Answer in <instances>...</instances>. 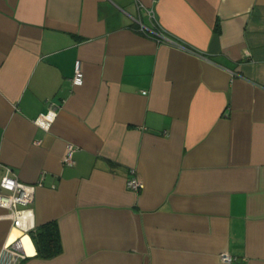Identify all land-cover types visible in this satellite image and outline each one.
Masks as SVG:
<instances>
[{
    "label": "crops",
    "instance_id": "1",
    "mask_svg": "<svg viewBox=\"0 0 264 264\" xmlns=\"http://www.w3.org/2000/svg\"><path fill=\"white\" fill-rule=\"evenodd\" d=\"M0 160L64 245L0 207L20 264H264V0H0Z\"/></svg>",
    "mask_w": 264,
    "mask_h": 264
},
{
    "label": "built area",
    "instance_id": "2",
    "mask_svg": "<svg viewBox=\"0 0 264 264\" xmlns=\"http://www.w3.org/2000/svg\"><path fill=\"white\" fill-rule=\"evenodd\" d=\"M143 7V4H139ZM145 7V6H144ZM148 17L151 19L155 17V12L152 9L146 8ZM141 15V14H140ZM135 21L137 22V29L145 33L153 34L158 40H165L174 42V40L164 32V30L157 27L156 24L153 27H148L143 23L141 17L138 16ZM184 49L191 50L188 46L181 45ZM84 69L81 59H77L74 66V76L72 82L74 85H82L84 83ZM56 113L50 109L47 112H43L37 116L35 123L44 128L49 129L54 121ZM76 148L73 144H68L65 161L69 164H74L73 154ZM0 168L2 173L0 176V207L7 209L6 217L10 218L13 225L22 231L29 233L36 228L35 212H34V199L36 194V185L24 183L14 174L11 166L4 164L0 160ZM132 176L128 179L127 185L129 188L138 189L140 182L137 177L136 169H131ZM26 250L23 246L21 238L17 239L14 243L4 245L0 253V262H6L7 264H20L27 258ZM221 259L225 262H231L235 258L226 252L221 253Z\"/></svg>",
    "mask_w": 264,
    "mask_h": 264
},
{
    "label": "trees",
    "instance_id": "3",
    "mask_svg": "<svg viewBox=\"0 0 264 264\" xmlns=\"http://www.w3.org/2000/svg\"><path fill=\"white\" fill-rule=\"evenodd\" d=\"M29 233L36 247V256L49 259L63 252L62 235L56 220L41 224Z\"/></svg>",
    "mask_w": 264,
    "mask_h": 264
}]
</instances>
